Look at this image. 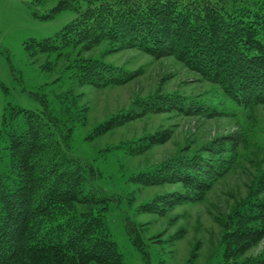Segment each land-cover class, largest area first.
Returning a JSON list of instances; mask_svg holds the SVG:
<instances>
[{"label": "trees", "instance_id": "16d2710c", "mask_svg": "<svg viewBox=\"0 0 264 264\" xmlns=\"http://www.w3.org/2000/svg\"><path fill=\"white\" fill-rule=\"evenodd\" d=\"M67 9L75 11V17L55 37L32 41L28 45L32 56L56 53L62 58L64 50L77 45L109 42L157 60L174 58L243 107L264 105V0H60L51 15L42 18ZM70 68L91 85H121L131 78L119 71L113 76V67L105 69L104 63L90 58H77ZM103 70L111 71L109 78L94 82ZM40 100L46 106V100ZM139 107L138 115L215 114L197 97L178 93L152 94ZM120 115L124 120L134 118L131 110ZM111 120L98 124L92 136L114 126ZM68 124L47 108L38 112L6 108L0 142H8L3 152L10 151V162L0 173V264H123L106 220L110 197L91 186L95 173L91 165L71 156ZM160 138L140 137L137 143L145 145L128 152L151 149ZM209 147L179 153L132 179L152 187L178 184L183 192L173 201L201 202L232 164L214 158L223 148L208 153ZM254 194L228 214L226 223L232 226L224 232L222 264H264V254L242 258L264 237V198ZM155 198L139 210L158 211L162 202ZM128 234L134 245H144L140 233L129 228Z\"/></svg>", "mask_w": 264, "mask_h": 264}, {"label": "rangeland", "instance_id": "374dc122", "mask_svg": "<svg viewBox=\"0 0 264 264\" xmlns=\"http://www.w3.org/2000/svg\"><path fill=\"white\" fill-rule=\"evenodd\" d=\"M59 2L0 0V132L10 106L37 112L47 108L68 121L71 156L91 165L95 171L91 186L99 195L110 197L106 220L123 264H222L224 232L232 226L226 223L228 214H234L254 193L264 198V105L243 107L174 58L157 60L109 42L77 45L64 50L62 58L56 53L32 56L28 51L32 41L55 37L75 17V11L67 9L43 19ZM77 58L95 59L105 69L113 67V76L119 71L131 78L121 85L82 82L79 72L70 68ZM109 72L103 70L92 80L101 83ZM156 93L197 97L215 114L209 118L177 112L138 115L139 105ZM40 99L46 100V106ZM129 110L134 118L119 116ZM110 119L114 126L109 124L104 133L92 136L98 124ZM145 135L163 138L156 139L151 149L141 147L134 155L128 152L145 145L136 141ZM7 144L0 142V173L7 171L10 162V151L3 152ZM205 145L210 146L208 153L223 148L214 158L232 164L201 202L173 201L174 195L183 192L178 184L152 187L132 179L141 170L179 153L203 150ZM155 197L162 202L158 211L139 210ZM129 228L140 233L143 246L134 245ZM263 254L264 237L242 258Z\"/></svg>", "mask_w": 264, "mask_h": 264}]
</instances>
